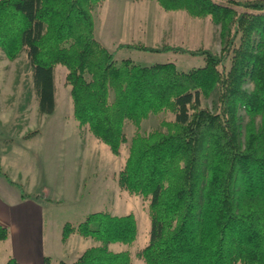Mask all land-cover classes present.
I'll return each instance as SVG.
<instances>
[{
    "label": "trees",
    "instance_id": "1",
    "mask_svg": "<svg viewBox=\"0 0 264 264\" xmlns=\"http://www.w3.org/2000/svg\"><path fill=\"white\" fill-rule=\"evenodd\" d=\"M105 1L0 0V50L10 60L26 53L40 114L56 109L55 69L63 65L80 127L119 154L133 124L118 182L149 199L150 239L137 253L145 264H264V0H156L221 29L220 54L164 48L202 56L204 65L190 70L119 62L95 34L94 11ZM163 112L174 119L141 131ZM74 233L97 243L74 264H133L130 250L110 249L135 243L133 213H91L64 226L63 242ZM8 237L0 225V241ZM5 264L23 263L9 257Z\"/></svg>",
    "mask_w": 264,
    "mask_h": 264
},
{
    "label": "rangeland",
    "instance_id": "2",
    "mask_svg": "<svg viewBox=\"0 0 264 264\" xmlns=\"http://www.w3.org/2000/svg\"><path fill=\"white\" fill-rule=\"evenodd\" d=\"M94 21L96 37L116 54L119 62L123 58L141 65L174 62L179 69L190 70L204 65L202 56L164 48L211 49L219 54L222 51L221 29L211 19H196L185 11H165L156 0H106L95 9ZM124 44L158 51L120 47ZM67 72L65 66H56V109L51 115H42L26 53L10 60L0 50V172L16 183L11 184L22 196L39 200L43 206L44 243L50 264H74L88 247L97 244L78 233L63 242L62 235L67 223L77 226L98 211H110L115 216L135 215V243L111 244L110 249L130 250L133 264H145L137 253L150 239L149 199L130 194L118 182L129 157L135 127L126 124L127 142L121 145L119 154L80 127L74 117ZM173 119L171 112L150 115L142 122L141 131L149 133L161 121ZM8 248V241H0V257Z\"/></svg>",
    "mask_w": 264,
    "mask_h": 264
},
{
    "label": "crops",
    "instance_id": "3",
    "mask_svg": "<svg viewBox=\"0 0 264 264\" xmlns=\"http://www.w3.org/2000/svg\"><path fill=\"white\" fill-rule=\"evenodd\" d=\"M0 177V225L9 231V237L2 242L10 243L4 257H0V264H5L9 257L23 264H44L48 255L44 243L43 206L39 200L32 201L30 197L22 196L21 191L1 172Z\"/></svg>",
    "mask_w": 264,
    "mask_h": 264
}]
</instances>
